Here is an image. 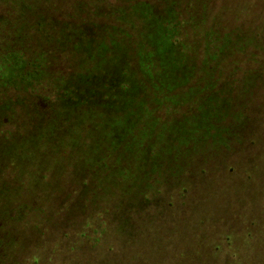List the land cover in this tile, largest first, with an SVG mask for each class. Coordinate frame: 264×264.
Returning <instances> with one entry per match:
<instances>
[{"label": "trees", "instance_id": "trees-1", "mask_svg": "<svg viewBox=\"0 0 264 264\" xmlns=\"http://www.w3.org/2000/svg\"><path fill=\"white\" fill-rule=\"evenodd\" d=\"M199 1L0 0V193L42 191L32 175L67 184L82 172L95 177L107 162L122 174L132 157L156 165L174 147L225 145L233 134L243 147L218 170L187 171L124 204L86 251L58 238L29 246L16 264H178L185 237L178 228L170 235L169 221L186 214V233L199 230L214 186L227 199L263 191L264 102L229 125L230 83H217L255 72L226 64L231 36L216 35L205 16L211 2L201 11ZM248 24L246 34L264 35V3ZM215 235L219 253L225 242Z\"/></svg>", "mask_w": 264, "mask_h": 264}, {"label": "rangeland", "instance_id": "rangeland-1", "mask_svg": "<svg viewBox=\"0 0 264 264\" xmlns=\"http://www.w3.org/2000/svg\"><path fill=\"white\" fill-rule=\"evenodd\" d=\"M207 2H211L212 7H209L211 14L205 16L214 22L216 35L228 32L231 36L223 54L226 64L242 65L255 74L264 68V35L258 38L257 32L246 34L250 19L264 0H200L201 11ZM237 33L243 36L238 37ZM255 74L235 70L232 75L217 77L218 85L230 83L229 94L234 103L228 110L229 125L234 117L244 118L264 102V77ZM241 143L240 135L233 134L225 145L206 142L195 147H174L171 153L158 157L156 165L138 156L132 157L117 168V171H125L122 174L116 173L113 170L116 167L107 162L109 170L103 168L105 171L95 177L82 172V177L73 176L68 184L58 178L46 182L32 175L29 185L43 186L42 191L22 188L19 192L0 193V264H16L29 246L44 242L48 247L58 238L77 240L81 251H86L95 243V238L113 224L124 204L132 203L155 187L183 180L188 176L187 171L218 170L220 162L226 157L232 159L233 154L243 148ZM261 150L264 162V147ZM68 163L75 166L77 162ZM220 175L223 174L220 172ZM71 187L76 189L75 194ZM225 193L220 191L217 200L210 202L214 213L222 210L223 222L215 223L216 228H213L215 224L208 225L205 231L213 228L218 240L229 234L231 243L212 254L210 239H203L207 234L193 231L184 240L183 253L187 259L179 264H264V189L247 200L227 199ZM195 198L199 199L200 195L196 193ZM209 236L214 240L211 234Z\"/></svg>", "mask_w": 264, "mask_h": 264}, {"label": "flooded vegetation", "instance_id": "flooded-vegetation-1", "mask_svg": "<svg viewBox=\"0 0 264 264\" xmlns=\"http://www.w3.org/2000/svg\"><path fill=\"white\" fill-rule=\"evenodd\" d=\"M220 191L221 190H219L218 188H215V187L213 189H211L208 197L205 199V201L201 205L200 209L199 208H196V209H199V211H200L199 214H198V217L201 220V222H200L201 227H200L199 230H196V232L203 231L204 234H206V232L208 234L210 233L214 237V240H212L209 235L204 236L203 239L206 240V241H209V239H210V242L211 243H214V241L216 239V235L212 231L213 228H216L217 227V225L215 223L223 222V213H222V210L219 211V212H217V213H214L213 212V206L210 203V202H214V201L217 200V196H220L221 195L220 194ZM197 193H198V195H201V194H199L200 192H197ZM195 195H196V192H193V191L190 192V196H194V198H195ZM225 195L227 196L226 193H225ZM140 198L141 197L136 198L133 202H136V201L138 202L140 200ZM200 198H201V196H200ZM196 200H198V199H196ZM246 207H248V205ZM193 208L194 207H192V209ZM188 211H189V209H188ZM185 215L186 214H182L181 213V215L179 214L174 220L169 221L168 224L169 223H171V224H169V229L167 230L168 233L171 235V233L173 232L174 228L175 229L178 228V232L177 233H174V235L176 236V234H178L180 231H182L183 232V236L185 237L184 240L188 237L189 234H192L193 231H195L193 229H188V231L186 233V230H187L186 229V224H189V222L186 223V221L184 219V217H186ZM118 217H120V214L118 215ZM232 221H233V219L231 220V222ZM197 222H199V221H197ZM212 224H215L214 227L211 228V229H209V230H207V231H205V227L208 226V225H212ZM246 236H247V234H246ZM224 238H225V236L223 237L222 240H224L225 244L228 245L229 243H231V240L228 241L226 238L225 239ZM215 251H216V249L214 250L213 246L210 245L209 246V252L212 253V254H215L216 253ZM183 259H187V257L184 256V253H183V258L181 260H183ZM179 262H178V264H179Z\"/></svg>", "mask_w": 264, "mask_h": 264}]
</instances>
